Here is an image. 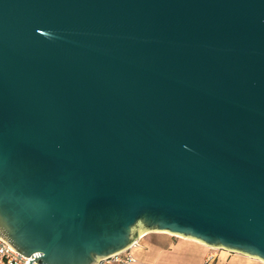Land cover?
<instances>
[{
    "label": "water",
    "instance_id": "95a60500",
    "mask_svg": "<svg viewBox=\"0 0 264 264\" xmlns=\"http://www.w3.org/2000/svg\"><path fill=\"white\" fill-rule=\"evenodd\" d=\"M148 231L264 261V0H0V238L98 264Z\"/></svg>",
    "mask_w": 264,
    "mask_h": 264
},
{
    "label": "crops",
    "instance_id": "0c3cea01",
    "mask_svg": "<svg viewBox=\"0 0 264 264\" xmlns=\"http://www.w3.org/2000/svg\"><path fill=\"white\" fill-rule=\"evenodd\" d=\"M130 251L136 261L114 264H264L257 257L166 231L144 233Z\"/></svg>",
    "mask_w": 264,
    "mask_h": 264
},
{
    "label": "built area",
    "instance_id": "2783aa9c",
    "mask_svg": "<svg viewBox=\"0 0 264 264\" xmlns=\"http://www.w3.org/2000/svg\"><path fill=\"white\" fill-rule=\"evenodd\" d=\"M143 234L139 237V239ZM139 239L131 246L138 244ZM130 247V248H131ZM130 248L124 250L123 252L117 253L113 256L101 259L98 264H114V262H134L136 258L130 251ZM30 259H34L32 256H26L19 251L11 248L9 243L0 238V264H29ZM33 264H39L35 260Z\"/></svg>",
    "mask_w": 264,
    "mask_h": 264
}]
</instances>
